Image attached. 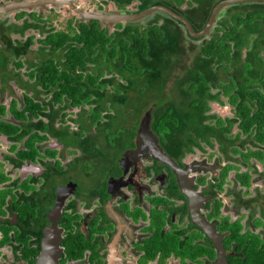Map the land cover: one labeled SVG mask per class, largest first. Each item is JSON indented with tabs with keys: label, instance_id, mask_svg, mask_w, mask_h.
Segmentation results:
<instances>
[{
	"label": "flooded vegetation",
	"instance_id": "1",
	"mask_svg": "<svg viewBox=\"0 0 264 264\" xmlns=\"http://www.w3.org/2000/svg\"><path fill=\"white\" fill-rule=\"evenodd\" d=\"M154 1L147 8L175 13V0ZM115 2L89 10L78 0H0V264H219V255L230 264L236 221L264 251V144L231 142L241 154L262 152L261 161L225 157L214 141L173 156L150 127L151 106L110 111V126L106 111L92 122L90 103L112 86L99 48L78 37L137 26L106 17L147 9ZM108 22L110 33L100 26ZM72 51L85 54L81 64L65 63ZM214 144L216 159L196 156Z\"/></svg>",
	"mask_w": 264,
	"mask_h": 264
},
{
	"label": "trees",
	"instance_id": "2",
	"mask_svg": "<svg viewBox=\"0 0 264 264\" xmlns=\"http://www.w3.org/2000/svg\"><path fill=\"white\" fill-rule=\"evenodd\" d=\"M130 1L115 3L120 7ZM138 1L139 11L159 4L154 0ZM218 1L189 0L181 11L177 7L183 0H175L172 8L194 31H199ZM159 19L154 15L152 22L142 28L117 24L120 31L110 35L90 29L78 37L84 47L99 48L97 56L109 76L106 85L112 86L106 100L90 103L95 105L90 112L92 122L106 111V126H110V111L130 109L137 113L151 106L150 127L162 145L172 147L173 156L187 151L189 145L203 142L211 146L214 141L225 157L231 152L244 161L250 157L261 161L262 152L247 150L241 154L231 148V142L240 146L246 142L264 144V4L226 8L217 15L208 37L196 40L199 46L184 47L179 26L166 16L160 23ZM69 53L65 63L83 62V52ZM102 73L100 70L95 77H87L94 81ZM211 103L232 107L233 117L211 114ZM32 106L35 111L37 106ZM234 124L242 135L231 139L230 128ZM241 177L244 179L245 174ZM240 229L239 221L230 226L235 253L230 264H264V251L257 250L259 242L250 240L246 233L240 235Z\"/></svg>",
	"mask_w": 264,
	"mask_h": 264
},
{
	"label": "water",
	"instance_id": "3",
	"mask_svg": "<svg viewBox=\"0 0 264 264\" xmlns=\"http://www.w3.org/2000/svg\"><path fill=\"white\" fill-rule=\"evenodd\" d=\"M248 3H259V4H264V0H223L218 2L211 10L203 28L198 31V32H194L190 26V24L181 16L175 14L174 12L168 10L167 8L164 7H160V6H153L150 8H147L145 11L137 14V15H114V16H108L106 17V20H110L112 22H132V21H136V20H141L143 18H145L146 16H148L149 14L153 13V12H162L163 14H165L166 16H168L169 18H171L172 20L176 21L177 23H179L180 25H182L186 31V33L188 34V36H190L191 38H195V39H199L202 37H205L209 34L214 22H215V18H216V14L218 13V11L228 5H237V4H248ZM91 19H95V20H100L99 17H90ZM55 210L56 214L58 212V208L57 206H55V208L53 209ZM220 261L219 264H225L224 259L219 255Z\"/></svg>",
	"mask_w": 264,
	"mask_h": 264
},
{
	"label": "rangeland",
	"instance_id": "4",
	"mask_svg": "<svg viewBox=\"0 0 264 264\" xmlns=\"http://www.w3.org/2000/svg\"><path fill=\"white\" fill-rule=\"evenodd\" d=\"M105 1L106 0H78V3H80V4L84 3V6L89 10H95L96 6L99 5V3H101L102 4V6H101L102 10H105L106 6L103 3ZM133 4H135V3H133ZM129 8L131 10H135L134 5H131ZM184 8H185V5H182L180 7V9H184ZM150 21H151V17L148 16L145 19L134 22L132 24H135L139 28H142V27L146 26L148 24V22H150ZM100 26H104L105 29L107 30V32H109V33L115 30V28L112 26V23H110V22L100 24ZM182 35H184L183 29H182ZM189 44H192L194 46H199V42L189 41L185 36H183L184 47H187ZM187 56H189L188 52H187ZM222 100H224V99L222 98ZM209 107H210V113L215 114L219 118H230V116H231L230 108L226 104H224L223 106H220V105H217L215 103H211L209 105ZM235 131H236V128L235 127L232 128V134ZM196 153H197L196 156H198L199 158H204V157H207L209 155V157L211 159H216V157L218 156V153L216 152L215 144L213 145V148H208L206 146H203V151L202 152H196ZM192 154H194V151L192 152ZM242 214L243 213H241V215ZM242 216H244V214Z\"/></svg>",
	"mask_w": 264,
	"mask_h": 264
}]
</instances>
